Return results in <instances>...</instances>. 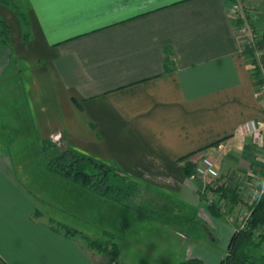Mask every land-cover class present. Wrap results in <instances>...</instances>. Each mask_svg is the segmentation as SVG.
Segmentation results:
<instances>
[{
  "label": "crops",
  "instance_id": "1",
  "mask_svg": "<svg viewBox=\"0 0 264 264\" xmlns=\"http://www.w3.org/2000/svg\"><path fill=\"white\" fill-rule=\"evenodd\" d=\"M17 2L31 19L29 43L16 13L0 4L12 45L0 48V264L108 260L82 235L91 238L79 227L89 221L53 204L57 188L64 197L84 187L47 170L44 140L114 162L210 219L207 197L179 162L208 153L220 179L237 189V199L220 202L227 214L214 206L237 230L229 217L241 219L248 208L238 189L258 171L256 148L250 138L236 136L237 128L250 119L264 123V102L233 2ZM247 2L263 77L264 0ZM60 225L81 233L69 237ZM215 226L229 235L224 224Z\"/></svg>",
  "mask_w": 264,
  "mask_h": 264
},
{
  "label": "trees",
  "instance_id": "2",
  "mask_svg": "<svg viewBox=\"0 0 264 264\" xmlns=\"http://www.w3.org/2000/svg\"><path fill=\"white\" fill-rule=\"evenodd\" d=\"M233 2V0H230ZM0 4L13 10L20 19L23 28V39L25 43L31 41V19L27 10L17 0H0ZM11 28L9 23L0 15V48H11ZM253 74L260 77V68L257 59L252 58ZM216 142L213 145L218 144ZM42 153L45 157V166L48 171L60 175L91 192L103 196L111 201L128 205L130 199L136 193H142L146 188L151 189L147 200H154L152 206H143L140 211L146 217L158 223H167L172 220L171 216L176 209L180 208L179 199L158 189L149 188L145 182L139 180L132 174L123 170L114 162L93 156L75 147L59 150L57 145L50 140L41 143ZM200 152V151H199ZM197 152H193L179 159L182 170L187 178L194 174L195 165L192 162ZM219 199L238 198L237 189L231 185H222L217 189ZM151 202V203H152ZM214 213L219 214L214 206ZM181 210V208H180ZM264 226V195L261 200L252 207L251 217L246 229L236 230L229 243L227 254L220 264H264V235H257L256 230ZM65 235L72 237L79 230L60 225L59 228ZM104 239H91L86 234L88 247L107 255L108 260L104 264H118L119 246L116 239L118 236L108 230H103ZM212 236V231H209ZM263 252H260V251ZM179 264H205L198 257H190Z\"/></svg>",
  "mask_w": 264,
  "mask_h": 264
},
{
  "label": "rangeland",
  "instance_id": "3",
  "mask_svg": "<svg viewBox=\"0 0 264 264\" xmlns=\"http://www.w3.org/2000/svg\"><path fill=\"white\" fill-rule=\"evenodd\" d=\"M193 175L189 179L197 181L200 188L204 185L210 186L209 181H213ZM216 183L217 186L212 190L216 193L214 197L216 204H220L223 199H219L217 189L223 184L218 180ZM224 185L230 183L225 181ZM76 186L72 190L69 189L70 191L67 190L64 197H61V191L57 188L53 204L63 203L67 211L88 220L89 223L79 222V227L84 228L93 239L105 238L101 229L115 233L119 244L118 264H179L191 256L206 258L205 264H220L236 231L224 215L214 214L207 209L210 218L208 219L201 214L197 215V208L185 210L180 200L178 203L181 210L176 209L171 215L172 220H168L167 223L150 220L140 211L143 206L155 204L154 200L153 202L147 200L151 190L148 188L142 193H136L128 205L124 206ZM184 201L190 203L186 199ZM202 202L205 206V201ZM141 218L148 220L150 225L142 226ZM216 223L227 226L229 235L222 236V231H218L215 226ZM209 231H212L214 238Z\"/></svg>",
  "mask_w": 264,
  "mask_h": 264
},
{
  "label": "built area",
  "instance_id": "4",
  "mask_svg": "<svg viewBox=\"0 0 264 264\" xmlns=\"http://www.w3.org/2000/svg\"><path fill=\"white\" fill-rule=\"evenodd\" d=\"M232 10L239 22L238 30L240 41L244 47L252 51L255 58H258L259 36L250 18L247 0H233ZM258 89L264 102V72L258 84ZM236 136L250 138L256 148L258 157V171L253 175L249 186L243 190L242 188L238 189L239 192L241 191V193L245 194L244 200L248 208H246L241 219L235 216L229 217L230 221L237 222V230H243L248 227L252 207L257 204L264 195V123L260 124L254 119L245 120L239 124ZM192 162L195 163V176L213 180L209 181L210 186L204 185L201 188V192L207 197L210 206L218 205L217 209H219L221 213L227 214V207L224 203L216 204L214 199L215 192L212 190V188L217 186L216 180H218L220 184H225V181L220 179V172L216 166L215 159L208 153H205L195 156L194 158L192 157ZM256 234L264 235V226L259 227L256 230Z\"/></svg>",
  "mask_w": 264,
  "mask_h": 264
}]
</instances>
